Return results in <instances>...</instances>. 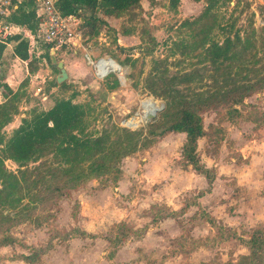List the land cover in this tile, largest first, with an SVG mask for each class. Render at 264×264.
<instances>
[{
  "label": "rangeland",
  "instance_id": "obj_1",
  "mask_svg": "<svg viewBox=\"0 0 264 264\" xmlns=\"http://www.w3.org/2000/svg\"><path fill=\"white\" fill-rule=\"evenodd\" d=\"M171 1L143 0L100 31L106 41L95 40L100 53L93 55L110 53L121 66L111 74L116 90L113 76L96 78L81 51L55 53L85 73L67 79V89L53 86L52 49L44 46L42 61L27 64L4 53L3 82L21 95L12 122L0 128L5 141L33 112L75 93L87 106L88 133L111 132L118 150L76 170L55 154L24 168L6 160V170L27 182L15 207L0 208V239H16L0 248V264H29L21 257L38 250L45 254L34 264H264V254L244 261L250 248L225 240L230 231L246 241L264 232V0H178L175 8ZM114 31L130 35L119 42ZM236 34L252 46L233 64L213 66L197 48L204 35L223 43ZM156 60L167 77H179L173 86L184 100L201 109L198 150L216 173L211 187L182 155L185 134L145 135L167 103L146 89ZM0 95V104L11 97ZM147 100L160 109L152 119L144 116ZM108 164L111 171L101 173Z\"/></svg>",
  "mask_w": 264,
  "mask_h": 264
},
{
  "label": "trees",
  "instance_id": "obj_2",
  "mask_svg": "<svg viewBox=\"0 0 264 264\" xmlns=\"http://www.w3.org/2000/svg\"><path fill=\"white\" fill-rule=\"evenodd\" d=\"M143 0H58L57 7L63 16H78L83 19L82 26L85 34L91 40L98 37L104 27L109 26V19L122 17L129 11L141 6ZM173 8L177 7L178 0H172ZM35 3L33 0H24L18 11L13 14L12 21L18 25L26 26L31 31L38 27V20L35 17ZM205 15V14H204ZM203 15L200 18H202ZM198 19V20H199ZM130 34L129 31H124ZM18 44L15 47V55L23 61L29 59L28 42L15 38ZM252 46L250 40L243 41L239 34L233 38L227 37L223 43H219L209 37H204L197 48H202L204 60L216 66L219 63L242 60L244 54ZM5 46H0V61ZM243 56L240 58V56ZM52 62L49 54L47 55ZM163 61H154V68L150 75L146 89L156 98H166V109L148 125L145 135L149 138L163 137L168 133L185 134L186 141L183 146L182 155L186 162L195 171L204 175L210 187L216 179V173L206 167L200 159L199 141L205 136L204 118L201 109L184 100L182 92L173 85L179 77H167V69L159 71ZM54 67V66H53ZM55 68V67H54ZM56 71L59 72L57 68ZM114 83L111 90H116L120 82L114 75ZM183 82V81H182ZM53 86H56L53 84ZM67 83L60 84L61 88L67 89ZM4 90L11 96L5 103L0 104V128L12 122L17 114L15 102L20 99L18 92L14 93L11 87L0 81V91ZM77 94L73 93L70 98L58 99L47 111H35L29 118L22 120L21 125L15 129L7 141L0 136V208L15 207L21 201L25 185V179L18 174L8 172L5 168V161L11 160L20 168L26 167L29 163L40 158L55 154L61 158L66 165L75 170L83 163L91 162L90 167L97 165L100 155L114 154L118 149L111 142V132L105 131L100 135L88 133L87 106L75 102ZM174 111V114L172 115ZM134 136L133 133H127ZM110 143V144H109ZM109 144V145H108ZM130 151H126L128 154ZM111 165L104 167L101 173L110 172ZM20 175L25 172L20 171ZM83 236L87 234L81 232ZM88 236V235H87ZM227 240H238L240 244L250 248V254L244 256V261L260 260L264 254V232L255 231L250 239L237 237L230 231L225 237ZM15 238L5 236L0 239V248L14 245ZM45 251L38 250L32 255H23L21 258L29 264L37 262Z\"/></svg>",
  "mask_w": 264,
  "mask_h": 264
},
{
  "label": "built area",
  "instance_id": "obj_3",
  "mask_svg": "<svg viewBox=\"0 0 264 264\" xmlns=\"http://www.w3.org/2000/svg\"><path fill=\"white\" fill-rule=\"evenodd\" d=\"M23 1L0 0V46H5L3 54L8 48H13L18 44L15 38L19 37L20 40L28 42L29 59L27 61H32L37 55L35 50L38 51L46 46L52 49L54 55L64 50L74 55L81 51L94 76L98 79H106L116 70L112 68V63H116L112 57L93 55L95 44L89 38H85L80 30L82 19L78 16H63L57 7L58 0H33L35 17L39 22L35 31L14 23L12 16L21 7ZM1 61L0 81L3 75ZM27 61L23 63L27 64ZM118 66V71L121 72V66L119 64Z\"/></svg>",
  "mask_w": 264,
  "mask_h": 264
},
{
  "label": "crops",
  "instance_id": "obj_4",
  "mask_svg": "<svg viewBox=\"0 0 264 264\" xmlns=\"http://www.w3.org/2000/svg\"><path fill=\"white\" fill-rule=\"evenodd\" d=\"M80 19H82V18H80ZM110 20V19H109ZM109 20H108V22H109ZM82 22H83V19H82ZM118 30V29H117ZM114 32H117V34H118V36H119V39H118V41L119 42H123L125 39H126V37L128 36V35H130V34H126V33H124V32H122V33H120L119 31H114ZM100 34H101V32H100ZM99 34V36L98 37H95V38H92L93 40H91L93 43L95 42V40H104L103 38H102V35H100ZM104 41H106V39L104 40ZM95 44V43H94ZM16 47V46H15ZM15 47H13V48H8L7 50H6V52L8 51V50H10L11 51V54H12V56H13V58H14V61H20V62H22L23 63V61L22 60H20V59H18L17 57H15ZM42 51H43V48H41V49H39L38 51H37V55L33 58V59H35V60H41L42 61V59H43V56H42ZM92 53L93 54H96L97 55V53L99 54L100 52H99V49H94L93 51H92ZM3 56H4V54H3ZM3 56H2V58H3ZM51 56H52V54H51ZM102 56H104V57H107V56H109V57H112V55L110 54V53H104ZM77 57V56H76ZM75 57V59L78 61V63L80 64V63H82V59H77ZM113 58V57H112ZM51 60H52V58H51ZM83 61H84V59H83ZM52 63V69H54V70H56L55 68H57L58 69V67L56 66V65H54L53 64V62H51ZM72 65V64H71ZM70 65V61H67V60H65V62H64V67H65V69H66V71H67V73H68V80L70 81V82H74V81H72L73 80V78L75 77V76H82V75H80V74H85V73H82V72H84L83 70H81V69H78L77 71L72 67ZM55 68H54V67ZM88 69H89V67H87ZM86 68V72H88L87 69ZM91 69V68H90ZM59 70V69H58ZM60 74V70H59V72L58 71H56V73H55V75H54V82H53V84L54 85H56V86H54V87H58V88H61L60 87V85L56 82V79H57V77H58V75ZM79 74V75H78ZM34 77H39V76H34ZM79 78H83V77H79ZM1 81H3V75H2V80ZM5 82V81H4ZM7 82V81H6ZM9 82V81H8ZM7 82V83H8ZM69 82V83H70ZM69 83H67L68 85H69ZM9 85H10V83H8ZM43 100L44 101H48L49 100V96L45 93V95L43 96ZM54 105V104H53ZM52 105V106H53ZM51 106V107H52ZM50 109V108H49ZM48 109V110H49ZM263 146H264V144H263Z\"/></svg>",
  "mask_w": 264,
  "mask_h": 264
},
{
  "label": "water",
  "instance_id": "obj_5",
  "mask_svg": "<svg viewBox=\"0 0 264 264\" xmlns=\"http://www.w3.org/2000/svg\"><path fill=\"white\" fill-rule=\"evenodd\" d=\"M109 57V56H107ZM52 58V62L54 65H56L58 67V69L60 70V74L58 75L56 82L60 85L64 82L67 81L68 79V73L64 67V62L63 61H58L56 56L54 54H52L51 56ZM160 109H158L157 111H159ZM156 115V113L154 115L150 116V119H152L154 116Z\"/></svg>",
  "mask_w": 264,
  "mask_h": 264
},
{
  "label": "bare ground",
  "instance_id": "obj_6",
  "mask_svg": "<svg viewBox=\"0 0 264 264\" xmlns=\"http://www.w3.org/2000/svg\"><path fill=\"white\" fill-rule=\"evenodd\" d=\"M112 68L116 70L119 69L117 62L114 64L112 63ZM143 109H144V116L148 117V116L154 115L157 112L158 107L155 102L151 100H147L143 102Z\"/></svg>",
  "mask_w": 264,
  "mask_h": 264
}]
</instances>
